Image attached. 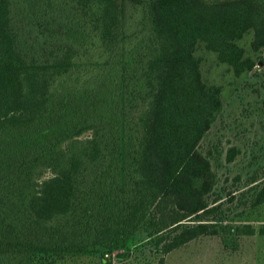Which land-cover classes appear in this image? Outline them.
I'll return each instance as SVG.
<instances>
[{
    "label": "trees",
    "instance_id": "trees-1",
    "mask_svg": "<svg viewBox=\"0 0 264 264\" xmlns=\"http://www.w3.org/2000/svg\"><path fill=\"white\" fill-rule=\"evenodd\" d=\"M248 34L264 53V0H0V264H111L139 227L161 254L264 234L215 217L221 151L203 145L225 100L197 51L245 74ZM228 200L264 203V167Z\"/></svg>",
    "mask_w": 264,
    "mask_h": 264
},
{
    "label": "rangeland",
    "instance_id": "rangeland-1",
    "mask_svg": "<svg viewBox=\"0 0 264 264\" xmlns=\"http://www.w3.org/2000/svg\"><path fill=\"white\" fill-rule=\"evenodd\" d=\"M127 14L130 16L126 24L131 22L133 26L135 17ZM249 39L250 35H245L240 43L246 47L248 54L259 60L253 70L245 74H234L210 51L199 48L197 52L203 56L204 75L223 85L225 100L220 116L203 139V145L219 143L221 151L214 162L217 172L215 191L221 205L215 217L223 219L224 224L237 221L258 227L264 222V204L248 210L243 216L234 217L237 211L235 201L228 200L232 195L238 197L245 180L252 174L261 173L264 167V53L251 51ZM230 145L238 147L240 152L228 162L225 155ZM145 231V228L139 227L122 249L123 259L114 257L111 264H158L162 257L164 264H240V261H234V255L223 253L225 248L218 235H202L176 250L161 254L152 247ZM245 246L250 247V242L245 243L242 250ZM115 252L120 251L115 250L112 255ZM66 263L102 264L100 256L92 253L71 255Z\"/></svg>",
    "mask_w": 264,
    "mask_h": 264
},
{
    "label": "crops",
    "instance_id": "crops-1",
    "mask_svg": "<svg viewBox=\"0 0 264 264\" xmlns=\"http://www.w3.org/2000/svg\"><path fill=\"white\" fill-rule=\"evenodd\" d=\"M263 224L264 222H262L258 227H254L258 229ZM248 241L250 242V247L245 246L242 250L245 243ZM223 253L226 256L234 255V257H236L234 260L236 263L237 261H240V264H264V234L259 233L258 231L250 235L242 234L238 237V245L234 249L225 248Z\"/></svg>",
    "mask_w": 264,
    "mask_h": 264
}]
</instances>
